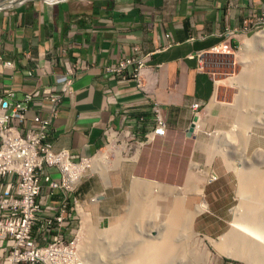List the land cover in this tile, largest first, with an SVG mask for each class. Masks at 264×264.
<instances>
[{
	"label": "crops",
	"instance_id": "crops-1",
	"mask_svg": "<svg viewBox=\"0 0 264 264\" xmlns=\"http://www.w3.org/2000/svg\"><path fill=\"white\" fill-rule=\"evenodd\" d=\"M263 16L264 0H30L1 8L0 56L12 59L15 68L0 77V91L10 85L19 99L32 88L61 91L68 61L76 65V73L52 122L55 150L68 149L74 157L93 153L104 145L108 123L133 128L141 136L152 126L156 101L167 131L152 142L189 140L192 152L197 151L203 124L201 115L194 118L191 105L205 110L224 103L220 71L225 66L218 59L232 55L253 21ZM130 57L143 62L138 74L142 89L133 76L135 62L121 73L106 69ZM34 62L42 70L27 78ZM46 113L44 109L42 115ZM148 148L143 145L133 157L124 156L137 159L130 181L144 180L135 171ZM119 169L124 170L107 172L108 184L98 176L83 178L78 192L102 193L98 202H120L107 190ZM212 179L208 175L207 182Z\"/></svg>",
	"mask_w": 264,
	"mask_h": 264
},
{
	"label": "rangeland",
	"instance_id": "rangeland-1",
	"mask_svg": "<svg viewBox=\"0 0 264 264\" xmlns=\"http://www.w3.org/2000/svg\"><path fill=\"white\" fill-rule=\"evenodd\" d=\"M261 30H264V16L253 21L232 55L218 59L225 66L220 71V87L225 89V101L200 110L203 127L197 130L199 150L192 152L193 143L189 140L185 144H164L158 138L146 145L149 147L146 159L138 162L135 171L138 175L135 174V177L144 180L133 178L130 181L129 175L133 174L131 168L137 159L121 161L119 167L124 170L117 171L107 189L117 194L120 202H97L83 207L78 264H250L233 256L231 248H221L220 243L228 240V236L243 222L241 220L250 210L249 206L253 205V209L261 204L259 207L264 210V201L260 202L261 199L249 192L244 191V195L237 186L238 182L242 187L244 174L253 173L255 167L264 168V123L256 122L264 116V101H253L254 104L250 102L243 108L241 82L264 56V36L258 35ZM245 111L254 122L247 129L238 122ZM162 146L165 147L163 151ZM116 160L108 165H113ZM190 162H193V171L189 169ZM106 171L102 170L101 174L108 184ZM208 175L214 177L210 182H207ZM154 179H160L164 184L147 181ZM130 182L131 190H128ZM134 182L141 185L137 192L132 189ZM188 186L190 190H187ZM127 193L131 194L132 202L131 198L130 202L125 201L129 196ZM150 194L152 197H149ZM253 195L254 199L250 200ZM173 202H184L182 209L187 211L192 207L193 212L188 215L183 210L174 211L188 226L176 241L180 244L175 253L168 251L164 244L166 240L161 239L167 223L165 215ZM260 213L264 216V211ZM113 224L121 228L123 236L107 230ZM251 242L254 240L251 239ZM160 245L164 247L160 248ZM235 249L238 253L242 246L238 244ZM167 251L173 254L168 255Z\"/></svg>",
	"mask_w": 264,
	"mask_h": 264
},
{
	"label": "built area",
	"instance_id": "built-area-1",
	"mask_svg": "<svg viewBox=\"0 0 264 264\" xmlns=\"http://www.w3.org/2000/svg\"><path fill=\"white\" fill-rule=\"evenodd\" d=\"M134 62L133 76L142 89L140 57L124 58L106 69L121 73ZM64 66L67 77L61 91L32 88L20 99L10 85L0 91V264H78L83 207L97 203L102 194L82 196L78 192L82 179H102L105 163L133 156L167 131L160 104L153 101L152 126L143 135L108 123L105 143L93 153L74 157L68 149L55 150L52 122L76 73V65L65 61ZM14 68L12 59L0 56V77ZM41 70L34 62L25 76L34 77ZM191 108L197 120L200 106L193 103ZM44 109L47 113L42 115Z\"/></svg>",
	"mask_w": 264,
	"mask_h": 264
},
{
	"label": "bare ground",
	"instance_id": "bare-ground-1",
	"mask_svg": "<svg viewBox=\"0 0 264 264\" xmlns=\"http://www.w3.org/2000/svg\"><path fill=\"white\" fill-rule=\"evenodd\" d=\"M20 1H22V0H0V5H8L9 3L20 2ZM258 35L263 37L264 36V30L259 31ZM249 72H250V75L246 78L244 77L241 80L242 87H243V94H242L243 108H246V106H248L250 104V102L253 103V101H257V103H258V102L264 101V56L260 57V59L257 61L256 65H254ZM244 110H247V109H244ZM261 112H260V114H262ZM250 114H252V113H250ZM263 114H264V112H263ZM255 119H254V121H255ZM238 122L242 128L244 127L245 129H247L249 125L251 126V123L253 122V120L248 115V113H246V111H245L244 114L242 113ZM256 122L260 123V124L264 123V116H262V117L260 116L259 119L256 120ZM252 124H254V122ZM255 125H257V124H255ZM262 125H264V124H262ZM222 154H223V152H222ZM124 159L125 158H123V156H119L118 160H116L113 163V165H111V166H109L107 163H105V165L101 168V171L107 170L110 167L112 169H118L120 161H122ZM229 165H228V168L230 167ZM255 169H254L253 173L251 172V174H248V175L244 174L245 176H243L242 187H240V185H238V182H237V186L239 189L243 190V192H242L243 194H244V191L246 193L249 192L251 195L254 194L256 196L255 198L261 199V200H259L260 202L261 201L263 202L264 200L262 198H264V188H263V186H264V168L262 170L259 167H258V169L255 167ZM250 171H252V170H250ZM250 171H248V172H250ZM140 187H141V185L139 184V182H134L132 189L137 192V191H139ZM240 194H241V192H240ZM254 195H253V198H251L250 200L254 199ZM150 196H151V194L149 195V197ZM166 196L167 195H165V197ZM258 199H256V200L258 201ZM182 203H184V202H173L172 205L169 204L170 205L169 211L165 215V219H166L167 223H166V226L164 225L165 227L163 228V231H162L163 232L162 236H164V237L161 236L162 241L166 240L164 244L169 248V249L168 248H166V249L168 251L170 250L173 253L178 251L177 249L179 248L180 243L176 242V241L178 240L180 233L183 232L184 229L186 230L188 227V226H186L185 221L182 218H178L174 214V211H176V209L183 210L182 209ZM252 203H258V202H252ZM250 204H251V202H250ZM259 206L261 207L262 205L259 204ZM259 206H258L259 209L257 208V206H255L253 209H252L253 205H252V207L249 206L250 210L248 209L249 211L248 212L246 211L247 214H246L245 218H244V216L242 217V219L244 218L243 220H241L243 222L235 229V231L232 232L231 236L230 235L228 236L229 239L224 241L223 242L224 244L220 243L221 248H223V249H225L227 247L229 249L231 248L233 250V253L231 252L233 254V256L239 257L241 259H245V260H247V262L249 261L250 264H256V262H254V261H257L258 262L257 264H264V216L261 215V213H260L264 210H261ZM245 208H248V207H245ZM262 208L264 209V206ZM245 210H247V209H245ZM259 210H260V212H259ZM183 212H185L188 215H191L192 207L190 209H187V211L183 210ZM242 212L244 213V211H242ZM237 216H239V215H237ZM186 221H187V219H186ZM189 222H191V220ZM113 225L114 226H112V227L110 226L107 230L109 232L116 233V235H120L122 232L120 230L121 228L119 226L117 227L116 224H113ZM107 230H105V231H107ZM117 232L119 234H117ZM251 239L254 240V242H251ZM238 244H240L242 246V249L239 250L237 253L234 250H237L235 248ZM146 245H148V244H146ZM160 246H159L160 248L164 247L162 245H160ZM155 249H157V251H158V248H155ZM78 251H79V248H78ZM168 251H167V253H168ZM229 252H230V250H229ZM173 253H171V254H173ZM169 254L170 253H168V255ZM158 263L159 262H157V264Z\"/></svg>",
	"mask_w": 264,
	"mask_h": 264
},
{
	"label": "water",
	"instance_id": "water-1",
	"mask_svg": "<svg viewBox=\"0 0 264 264\" xmlns=\"http://www.w3.org/2000/svg\"><path fill=\"white\" fill-rule=\"evenodd\" d=\"M26 0H22L20 2H13V3H9L8 5H0V9L1 8H5V7H10V6H16L18 4H21L23 2H25ZM45 1V0H44ZM193 128H194V124L192 123L190 126H189V129H188V134L190 135L191 132L193 131Z\"/></svg>",
	"mask_w": 264,
	"mask_h": 264
},
{
	"label": "clouds",
	"instance_id": "clouds-1",
	"mask_svg": "<svg viewBox=\"0 0 264 264\" xmlns=\"http://www.w3.org/2000/svg\"><path fill=\"white\" fill-rule=\"evenodd\" d=\"M194 124V123H193Z\"/></svg>",
	"mask_w": 264,
	"mask_h": 264
}]
</instances>
